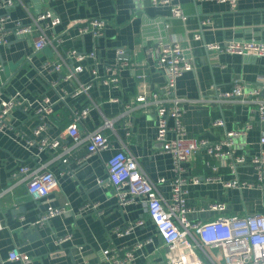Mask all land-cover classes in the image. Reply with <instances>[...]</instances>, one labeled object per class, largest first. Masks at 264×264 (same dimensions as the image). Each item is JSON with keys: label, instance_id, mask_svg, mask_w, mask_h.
Instances as JSON below:
<instances>
[{"label": "crops", "instance_id": "obj_1", "mask_svg": "<svg viewBox=\"0 0 264 264\" xmlns=\"http://www.w3.org/2000/svg\"><path fill=\"white\" fill-rule=\"evenodd\" d=\"M174 1L182 6L184 18L171 17L168 5H154L151 0H15L9 7H0V16H6L9 28L18 20L30 21L32 14L42 11L60 17V22L49 32L63 38L58 45L61 53L68 49L96 50L100 74L98 78L94 76L89 67L91 61L87 60L78 80L68 78L65 67L60 71L46 68L45 62L58 61L60 54L53 46L37 51L26 37L11 36L9 43L1 46L0 90L3 96L21 92L34 104L29 111L22 108L13 111L12 129H0V264H112L103 253L109 247L120 251L133 249L132 264L166 262L167 250L162 247L145 203L137 200L121 206L107 181L106 161L121 148L136 155L142 169L154 181L161 177L173 179L175 175L172 156L162 151L156 141L154 111L135 101L141 87L136 73H147L151 88L165 81L164 73L147 57L146 49L154 46L159 36H174L191 47L194 69L181 76L177 83V93L188 98L213 96L218 89H231L236 80H243L247 89L264 82V57L254 53H224L214 62L205 47L207 42L232 39L264 41V0H240L237 9L222 0ZM93 17L107 20L105 35L99 39L91 34L80 36L73 24ZM167 21L169 29L165 27ZM204 21L207 22L204 24ZM201 30L202 38L195 39L194 34ZM119 49L127 51L125 57L134 66L124 67L120 71L119 85L114 86L104 80L109 75L108 67L117 66L121 60ZM80 82L90 84L88 92H75ZM44 97L59 101L49 117L48 128L35 135L38 124L35 108ZM90 101L97 105L92 104L93 109L82 124L83 134L103 125L105 117L113 119L114 128L105 129L113 142L112 147L87 156V141L74 145L65 128L73 110ZM130 103L133 108L124 113ZM184 106L183 119L188 135L218 140L225 137L227 130L250 122L252 128L248 133L236 137V147L248 156L259 153L261 147L264 149L259 142L264 123L259 121L255 103L187 102ZM218 118H224L225 125H215ZM28 137L34 138L35 144L28 145ZM44 137L59 138L72 148L66 153L61 147L39 149L38 142ZM21 165L51 169L60 187L44 199H33L22 180L24 174L13 175ZM184 166L189 176L213 172L202 155L192 156ZM219 173L225 180L232 178L228 168L221 167ZM238 174L241 180L258 179V170L251 164L240 166ZM98 179L106 181L98 183ZM159 185L169 199L172 186L169 183ZM263 186L264 181L243 189L227 188L219 180L190 183L187 200L192 210L189 216L193 220L213 217L216 213L209 205L217 200L227 202L228 214L254 213L264 205ZM66 201L70 202L66 213L48 223L37 224L48 205L59 206ZM93 203H97L96 208ZM139 220L143 224L135 225L128 233L122 231ZM31 227H36L37 231L25 232ZM60 238L64 240L59 242ZM13 247L27 252L30 261L9 260Z\"/></svg>", "mask_w": 264, "mask_h": 264}, {"label": "built area", "instance_id": "obj_2", "mask_svg": "<svg viewBox=\"0 0 264 264\" xmlns=\"http://www.w3.org/2000/svg\"><path fill=\"white\" fill-rule=\"evenodd\" d=\"M227 1L232 9H237L240 0ZM15 0H5L0 7H9ZM154 5L165 4L170 7V16L184 18L182 6L174 0H151ZM6 16H0V48L10 41L11 36L28 38L34 49L39 51L47 46H53L60 54L58 61L48 60L46 68L60 71L63 67L68 69L67 77L78 80L79 74L85 70V61H91L89 67L95 77H99L97 67L98 54L96 50L79 52L68 49L61 53L58 45L63 41L61 35L50 34L55 25L60 22V17L53 15L50 11H42L32 14L30 21H16L12 28L6 25ZM207 21H204V24ZM80 36L91 34L93 38H101L106 33L108 22L104 18L93 17L82 23H74ZM167 29L170 23H165ZM195 39L202 38V30L194 34ZM154 46L146 49L147 57L154 61L165 75V81L154 88L147 83V73H136L138 83H141L140 93L136 95L135 101L152 109L155 114L157 127L156 141L160 143L161 150L169 153L173 158L175 175L173 179L161 177L154 181L141 167L138 158L133 153L121 148L114 151L106 161L107 181L110 183L118 203L122 206L132 201L140 200L145 203L150 219L156 226L158 235L162 240V247L167 250V258L164 264H264V205L254 213L236 214L226 213L228 204L226 201L217 200L209 205V209L216 214L209 219L190 218L192 210L188 200L190 183H200L203 180L222 181L227 188L243 189L249 186L259 185L264 181V149L261 147L259 153L251 156L246 155L236 147V137L245 136L252 128L250 122L240 128L229 129L222 139L212 140L206 136L188 135L184 123L185 103L187 102H216L219 104L232 101L252 102L256 104L259 121L264 123V82L246 88L243 80H236L229 90H219L210 97L188 98L177 93L178 79L186 72L194 69L191 56V47L185 46L176 37H162L156 39ZM206 50L210 59L217 61L220 54L254 53L264 57V41L256 38L232 39L207 42ZM125 49H119L121 60L117 66H109V75L104 81L119 85L120 71L124 67L134 66L125 57ZM1 67V65H0ZM90 84L80 82L76 93L87 91ZM118 100V99H115ZM49 97H44L35 108L38 124L34 130L35 135L42 134L49 125L50 114L55 110V105ZM94 101L78 110H73L71 120L65 128V132L72 139L74 145L87 141V156L101 153L112 147L110 135L106 128H114L113 119L105 117L104 124L86 131L83 134L82 124L89 117L93 109ZM133 103V102H132ZM34 103L21 92L3 96L0 90V129H12L10 117L14 110L24 109L29 111ZM96 104V103H95ZM97 105V104H96ZM133 106L126 105L127 111ZM215 125H225L224 118L214 121ZM27 144H35V139L26 138ZM259 142L264 145V132ZM39 149L63 148L64 153L72 146L64 144L59 138H41L38 142ZM202 155L204 162L211 167L212 175L187 174L185 162L192 156ZM86 156V157H87ZM67 161V159H64ZM214 161V162H212ZM253 165L258 170L257 181L239 178L238 169L242 165ZM221 167L228 168L231 179H224L219 173ZM24 174L22 180L26 184L28 194L35 200H41L49 196L55 189L60 187L56 174L44 166L31 168L21 165L13 173L14 176ZM105 179H98V183H104ZM160 184L169 183L172 186V196L168 199L162 193ZM264 187V186H263ZM70 202L63 205H48L41 214L37 224H44L52 218L66 213ZM94 208L97 203H93ZM143 224L142 220L131 223L122 231L130 232L135 225ZM2 222L0 220V228ZM64 238H60L62 242ZM218 250V253L215 252ZM104 256L112 264H132L134 261L133 249L120 251L114 247L103 250ZM9 260L28 262L31 256L18 247H13L8 255Z\"/></svg>", "mask_w": 264, "mask_h": 264}, {"label": "water", "instance_id": "obj_3", "mask_svg": "<svg viewBox=\"0 0 264 264\" xmlns=\"http://www.w3.org/2000/svg\"><path fill=\"white\" fill-rule=\"evenodd\" d=\"M36 229H37L36 227H31V228L26 229L25 232H29V231L36 232L37 231Z\"/></svg>", "mask_w": 264, "mask_h": 264}, {"label": "trees", "instance_id": "obj_4", "mask_svg": "<svg viewBox=\"0 0 264 264\" xmlns=\"http://www.w3.org/2000/svg\"><path fill=\"white\" fill-rule=\"evenodd\" d=\"M57 110H59V109H57ZM55 111H53V113H54ZM53 113H51V114H53ZM50 114V115H51ZM64 115H66V113L64 114ZM65 120V119H64ZM69 120H71V119H69ZM68 122H70V121H68ZM212 174H214V172H210V173H208V174H206V175H212Z\"/></svg>", "mask_w": 264, "mask_h": 264}, {"label": "rangeland", "instance_id": "obj_5", "mask_svg": "<svg viewBox=\"0 0 264 264\" xmlns=\"http://www.w3.org/2000/svg\"><path fill=\"white\" fill-rule=\"evenodd\" d=\"M215 252H217V253H218V250H215Z\"/></svg>", "mask_w": 264, "mask_h": 264}]
</instances>
